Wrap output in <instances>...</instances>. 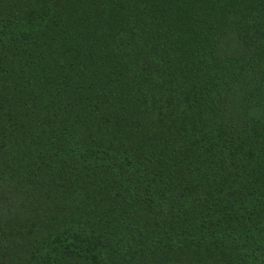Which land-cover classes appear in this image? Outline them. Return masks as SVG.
Returning a JSON list of instances; mask_svg holds the SVG:
<instances>
[{
  "label": "trees",
  "instance_id": "trees-1",
  "mask_svg": "<svg viewBox=\"0 0 264 264\" xmlns=\"http://www.w3.org/2000/svg\"><path fill=\"white\" fill-rule=\"evenodd\" d=\"M0 264H264V0H0Z\"/></svg>",
  "mask_w": 264,
  "mask_h": 264
}]
</instances>
